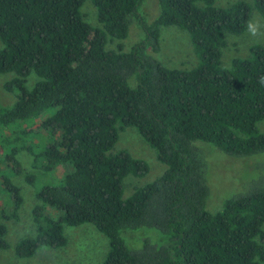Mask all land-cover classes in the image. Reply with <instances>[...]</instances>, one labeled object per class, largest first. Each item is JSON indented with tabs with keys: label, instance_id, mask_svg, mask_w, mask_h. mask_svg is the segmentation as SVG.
Listing matches in <instances>:
<instances>
[{
	"label": "trees",
	"instance_id": "trees-1",
	"mask_svg": "<svg viewBox=\"0 0 264 264\" xmlns=\"http://www.w3.org/2000/svg\"><path fill=\"white\" fill-rule=\"evenodd\" d=\"M87 0H0V73L15 77L4 88L17 101L0 104V128L39 119L41 127L61 131L35 156L44 170H65L60 183L42 188L33 211L36 235L20 241V259L43 247L68 244L65 226L92 224L109 241L103 264H264V177L248 191L210 213L208 165L196 142L211 144L232 157L264 155V45L247 58L222 66L227 34L247 31L253 11L264 18V0L218 7L216 0H158L151 23L141 8L146 0H90L98 27L85 21ZM136 25L145 38L129 52L108 50L107 40L127 39ZM176 26L189 33L199 59L183 71L164 66L149 51H160L161 30ZM41 80L32 89L27 78ZM135 128L167 166L165 173L123 199L124 181L149 172L148 164L127 151L112 153L120 131ZM0 141V171L20 172L13 142ZM26 146V145H25ZM27 150L34 155L33 151ZM0 193L17 210L19 188L0 173ZM155 228L160 246L132 250L128 230ZM0 223V249L9 247Z\"/></svg>",
	"mask_w": 264,
	"mask_h": 264
},
{
	"label": "rangeland",
	"instance_id": "rangeland-1",
	"mask_svg": "<svg viewBox=\"0 0 264 264\" xmlns=\"http://www.w3.org/2000/svg\"><path fill=\"white\" fill-rule=\"evenodd\" d=\"M237 1L253 3V0H216V5L228 7ZM81 10L86 22L93 27L100 26L96 8L90 0L84 3ZM141 13L146 22L151 24L160 13L159 1L146 0L142 5ZM250 24L258 29L255 35L249 31V28L241 35L227 34L226 46L222 50L221 57L224 68H231L232 62L237 58H247L252 46L264 45V18L257 11H253ZM144 38V32L136 25H132L127 39L119 41L108 38L106 48L117 51L122 46L125 52H129ZM160 45L158 53L149 51V54L164 66L183 71H189L198 66L199 59L188 32L176 26L163 27ZM3 47L0 41V49ZM14 77L13 73H0V104L3 107H10L17 101L16 95L7 92L4 88V85ZM40 80L37 75L31 74L27 78L26 87L32 89ZM52 112V110L49 111L39 119L18 122L11 129L0 128V141L10 137L13 141L19 136L27 137L20 144L13 142L6 147V153L14 149L18 151L15 157L19 162L20 172L15 174L8 164L1 166V175L11 178L13 184L19 188L22 201L19 208L15 210L13 198L0 193V223L7 226L6 240L9 245L7 249H0V264H103L109 252L108 239L94 225L84 224L64 227L68 244L63 248L43 247L35 256L28 259H20L16 256L17 244L23 239L36 235L33 211L37 205L41 204L38 193L44 187L58 185L65 174L63 168L47 172L43 164L35 159V156L48 144L61 140V131H58L55 136L53 130L41 127L42 120ZM257 128L260 132H264V121L260 122ZM25 145L33 151L34 155L25 148ZM195 146L203 153L208 165L207 183L210 194L207 210L210 213L221 211L225 201L246 193L249 186L264 177V155L232 157L211 144L196 142ZM2 149L3 146L0 143V152ZM119 151H127L134 158L145 161L149 166V172L146 175L141 177L130 175L125 179L123 199H128L136 189L154 182L167 170V166L159 161L156 150L135 128L127 127L120 131L119 140L112 153ZM122 237L134 251H140L146 243L160 246L165 240V235L155 228L128 230L122 234Z\"/></svg>",
	"mask_w": 264,
	"mask_h": 264
},
{
	"label": "clouds",
	"instance_id": "clouds-1",
	"mask_svg": "<svg viewBox=\"0 0 264 264\" xmlns=\"http://www.w3.org/2000/svg\"><path fill=\"white\" fill-rule=\"evenodd\" d=\"M248 28H249V31H250L253 35H255V34L257 33V31H258L257 27L254 26V25H252V24H249V25H248Z\"/></svg>",
	"mask_w": 264,
	"mask_h": 264
}]
</instances>
